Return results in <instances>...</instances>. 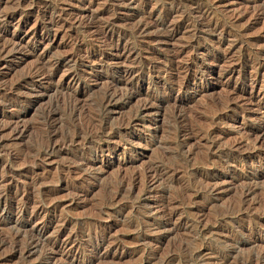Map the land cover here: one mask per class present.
Wrapping results in <instances>:
<instances>
[{"label":"rangeland","instance_id":"obj_1","mask_svg":"<svg viewBox=\"0 0 264 264\" xmlns=\"http://www.w3.org/2000/svg\"><path fill=\"white\" fill-rule=\"evenodd\" d=\"M263 7L264 0H0V31L20 42L1 65V94L37 65L52 78L43 76L40 88L59 90L30 104L37 82L27 81L1 103L2 127L19 121L28 129L17 139L1 134L0 238L7 243L0 264H50L43 243L25 254L34 234L72 235L75 251L68 255L59 244L56 264H264ZM51 19L58 23L43 29ZM141 22L151 26L147 34L134 31ZM127 68L141 74L140 84L120 75ZM111 83L119 95L107 109L101 99ZM69 95L78 96L75 107ZM150 95L158 98L146 109ZM50 107L61 132L103 120L107 131L92 139L83 133L42 157ZM184 127L193 135L187 147L178 137ZM231 142L240 147L232 156L223 152ZM150 164L166 166L164 179L152 191L142 178L131 185V175ZM211 177L224 180L214 197L206 189ZM244 183L256 186L247 204L240 203ZM46 187L55 191L40 209ZM5 204L13 209L3 212ZM14 225L22 226L17 245Z\"/></svg>","mask_w":264,"mask_h":264},{"label":"bare ground","instance_id":"obj_2","mask_svg":"<svg viewBox=\"0 0 264 264\" xmlns=\"http://www.w3.org/2000/svg\"><path fill=\"white\" fill-rule=\"evenodd\" d=\"M25 0H17V4L18 5H21V4H23V2H24ZM114 2V1H113ZM113 4V3H112ZM22 7V6H21ZM171 10V9H170ZM192 10V9H191ZM6 13V12H5ZM15 13V12H14ZM196 13V12H195ZM50 14V13H49ZM10 16H11V13H6L5 15H4V17L2 16V19L4 18V24L10 19ZM259 16H264V7L263 8H261V9H259ZM87 17V16H86ZM194 18H196V15H194L193 16ZM208 17V16H207ZM58 20V19H57ZM85 20V19H84ZM2 21V20H1ZM58 22L56 21V20H53V19H51V20H49L48 22L46 21H44L43 22V29H45V30H50L55 24H57ZM115 21H112V22H110V23H108V25H107V27H105V32H106V34L108 33L107 31H109L110 29H111V27H113L114 25H115ZM193 24H195V26H196V23H195V19H194V21H193ZM192 24V25H193ZM216 24V23H215ZM0 25H1V23H0ZM95 25V24H94ZM4 26V25H3ZM40 26V25H39ZM41 27V26H40ZM172 27V26H171ZM151 28V26L147 23V22H141V23H138L136 26H135V28H134V31L137 33V34H147V32L149 31V29ZM170 29V28H169ZM101 30V29H100ZM176 31H178V27H176V25L175 26H173V28L172 29H170V30H167L166 31V36L167 37H172L174 34H175V32ZM3 32H5L4 30H3ZM2 31H0V69H1V65L3 64V62H4V60L5 59H7L8 60V57L9 56H11V55H15V52H17V49H16V45L18 44V43H20L19 42V40H16V39H14V40H9V39H7V37H5V34L3 33ZM102 32V31H101ZM162 33V32H161ZM103 34V33H102ZM164 34V33H163ZM165 35V34H164ZM105 36V35H104ZM49 38V37H48ZM107 39V38H106ZM199 39V38H198ZM167 40V39H166ZM106 41V40H105ZM117 49V48H116ZM131 49V48H130ZM188 50V49H187ZM117 51V50H116ZM131 52V51H130ZM117 53V56H118V58H120V57H123V53H119V52H116ZM173 53V52H172ZM130 54V53H129ZM126 55V54H125ZM176 56V55H175ZM226 60V59H225ZM146 66V65H145ZM46 69V68H45ZM184 69V68H183ZM134 70V69H133ZM132 69H129V68H127V69H124V70H120L121 71V73H120V75L121 76H123L124 78H127V79H131V80H134V81H136L135 82V84L136 83H141V79H142V76H141V74L140 75H138V73L136 74L134 71H133ZM202 70V69H201ZM200 70V71H201ZM47 70H44L41 66H39V65H37V66H35L32 70H30V71H28V72H26L23 76H22V78L20 79V80H18L17 82H15V83H13L10 87H9V89H10V91H15V89L17 88V87H19L21 84H24V83H26L27 81H33V82H39L38 84L37 83H35L34 85H35V88H37L36 90V93H35V96L36 97H33V98H31L28 102H30V104H33L37 99H39L40 97L42 98L43 97V95H45V94H47V92H48V90H56V88L57 87H55V88H51V85L50 86H48L47 88H46V90H42V88H40L42 85H43V83L42 82H40L41 80H42V78H43V76H45V78H43V79H45V80H47V81H49L50 79H52L51 78V74L48 76L47 75V72H46ZM140 71V70H139ZM188 71V70H187ZM186 71V72H187ZM202 72V71H201ZM197 73V72H196ZM195 73V74H196ZM205 74V73H204ZM195 76V75H194ZM197 76V75H196ZM38 78H41L40 80H36V79H38ZM194 80V79H193ZM130 82V81H129ZM113 83V82H112ZM111 83V85H109L108 87H106V89H105V91H104V93H103V95H102V99H101V101H102V105L104 106V107H106L107 109L108 108H112V105H114L115 103H116V99H117V97H118V95H119V91H118V89H117V83L116 84H112ZM180 84H181V82H180ZM108 85V84H107ZM46 86V85H45ZM45 88V87H44ZM121 89V88H120ZM126 89L127 90H129V94L133 97H136V96H138L139 95V89H137V88H135V86H133V85H129V83L128 84H126ZM57 90H58V88H57ZM61 90V89H60ZM10 91H7V92H5V93H2L1 94V92H0V106H1V103H7V101H9L10 100V98H9V96H10ZM59 91V90H58ZM68 91V90H67ZM69 93V92H68ZM70 94V93H69ZM141 94V93H140ZM75 95V94H74ZM63 96V95H62ZM249 96V95H248ZM55 97V96H54ZM68 97V99H66V100H68L69 101V103L70 104H72L74 107L76 106V103H77V101H78V96L77 97H75V96H73V95H69V96H67ZM245 97V96H244ZM243 97V98H244ZM158 97L156 96V95H150V96H148V97H146L145 99H146V103H144L143 104V106L144 107H146V109L147 108H150L151 109V107H153L154 105L153 104H155V103H153L156 99H157ZM227 99H229V97L227 98ZM57 101V100H56ZM227 101V100H226ZM235 102H237V101H235ZM249 102V101H248ZM213 104H215V103H213ZM153 105V106H152ZM157 106V105H156ZM214 106V105H213ZM177 108V107H176ZM255 108V107H254ZM139 109V108H138ZM178 109V108H177ZM180 109V108H179ZM55 110L56 109H54V108H46L45 110H44V112H43V125L46 127V129H45V135L43 136V138H42V140H41V147L43 148L42 149V152H41V154L43 155L42 157H45V156H48V155H50L51 153H53V152H55L57 149H58V147L61 145V146H67L69 143H72V142H75L76 141V139L78 138V137H80V135H82L83 133H85V135H88L89 136V138L90 139H92V138H97V137H99V136H101V134H104L106 131H107V122H105L104 120L100 123V124H98V125H96V123L95 124H87V126H85L84 128H81V127H79V126H75V128H73L74 130L73 131H63V132H61L59 129H57V127H56V125H55V122H54V118H55ZM222 110H224V109H222ZM255 111V110H254ZM80 113V112H79ZM158 113H159V111H158ZM176 113H178V112H176ZM178 115H180V117H183V113L182 112H180L179 111V113L178 114H176V117L178 116ZM262 115V114H261ZM136 116V115H135ZM215 116V115H214ZM19 117H21V115L19 116ZM136 118H137V116H136ZM254 118V117H253ZM99 119V118H98ZM133 116H131L130 118H128V121H126L127 122V127H128V125L131 123V122H133ZM18 120V119H17ZM124 120V119H123ZM127 120V119H126ZM179 120V119H178ZM11 121V120H10ZM135 121V120H134ZM85 122V121H84ZM83 122V123H84ZM88 123H91V122H88ZM135 123V122H134ZM133 123V124H134ZM122 124V123H121ZM227 124V123H226ZM124 125V124H123ZM130 125H132V124H130ZM185 126V125H184ZM71 127V126H70ZM122 127V126H121ZM189 127V126H188ZM44 128V127H43ZM27 129H28V126L26 125V124H24L23 126H21L20 124H19V121H14L13 123H11V124H9L8 126H6V127H2L1 125H0V158H1V134L4 132V131H8L9 130V135L11 136V138L10 139H17L18 137H20V136H23V134L27 131ZM66 130V129H65ZM211 130V129H210ZM249 130V129H248ZM191 131V130H190ZM253 131V130H252ZM121 132H123V131H121ZM249 132H251V131H249ZM252 134H254L253 132H251ZM179 139H180V142H181V144L183 145V146H186L187 147V145H188V142H189V140L193 137V135L189 132V129H187V128H185L184 127V129H182L179 133ZM194 134V133H193ZM208 134V133H207ZM214 134V133H213ZM250 134V133H249ZM251 134V135H252ZM258 134H260V133H258ZM257 134V135H258ZM175 135H176V133H175ZM220 135V134H219ZM256 135V134H255ZM255 135L254 136H252V137H255ZM261 136V135H260ZM195 137V136H194ZM210 137V136H209ZM222 137V136H221ZM249 138H250V136H248ZM177 138V137H176ZM89 139V140H90ZM174 139H175V137H174ZM228 139V138H227ZM254 139V138H253ZM257 139H258V137H257ZM257 139L255 138V141H257ZM176 140V139H175ZM253 142H254V140H253ZM252 142V143H253ZM20 143V142H19ZM190 144H192L191 142H189ZM231 143H233V145L232 144H230V146H229V148H226L223 152L225 153V154H229V155H231V153L234 151V150H237V148H238V145L237 144H234V142H231ZM240 143V142H239ZM255 143V142H254ZM240 146V145H239ZM212 147H213V145H212ZM217 147V146H216ZM60 148V147H59ZM104 148V147H103ZM103 148H98V149H101V150H103ZM106 148V147H105ZM240 148V147H239ZM238 148V149H239ZM63 149V148H62ZM182 149V148H181ZM219 149V148H218ZM217 149V150H218ZM248 149V148H247ZM3 150V149H2ZM183 150V149H182ZM213 150V149H212ZM215 150V149H214ZM250 150V149H249ZM17 151V150H16ZM186 151H189V150H186ZM247 151V150H246ZM14 152V151H13ZM12 153V152H11ZM213 153H216L215 151L213 152ZM222 153V152H221ZM223 154V153H222ZM20 154H14L13 156H15L14 157V159L16 160V161H18V160H21V155L19 156ZM29 155V154H28ZM221 155V154H220ZM38 155H36L35 157H37ZM214 156V155H213ZM227 156V155H226ZM232 156V155H231ZM230 156V157H231ZM262 156V155H261ZM23 157H25V156H23ZM28 157V156H27ZM33 157V156H32ZM34 157V158H35ZM39 157V156H38ZM37 157V158H38ZM206 157V156H205ZM9 158H10V156H9ZM30 158V157H29ZM212 158V156H208L207 157V160L209 161L210 159ZM225 158V157H224ZM238 158V157H237ZM27 159V158H26ZM40 159V158H39ZM23 160V159H22ZM28 160H30V159H28ZM86 160V159H85ZM84 160V161H85ZM205 160V159H204ZM224 160V159H223ZM10 161V160H9ZM82 161V160H81ZM89 161V160H88ZM24 162V161H23ZM234 162V161H233ZM20 163V162H19ZM177 163V162H176ZM23 164V163H22ZM21 164V165H22ZM80 164V163H79ZM86 164H88V162L86 161L85 163H83V164H81L82 166H84V168H86L85 167V165ZM178 164V163H177ZM224 164V163H223ZM215 165V164H214ZM222 165V164H221ZM242 165V164H241ZM32 166H34V165H32ZM172 166V165H171ZM170 166V167H171ZM167 167H169V166H167ZM169 167V168H170ZM179 167V166H178ZM218 167V166H217ZM31 169V168H30ZM174 170H176V167L175 168H173ZM172 169V170H173ZM226 169V168H225ZM28 170V169H27ZM171 170V169H170ZM143 172V171H142ZM167 168H166V166L164 167V165H160V164H150V165H147L145 168H144V173H141V172H134L132 175H131V177H130V183H131V185H134L137 181L139 182V180H140V178H142V179H144V181H146L147 182V184H149V186H150V190L152 191V190H154V184H156L155 182H159V181H161V180H163L164 179V176H165V174H167ZM174 173V172H173ZM213 173V172H212ZM207 174H208V172H207ZM211 174V173H210ZM216 174V173H215ZM39 175V174H38ZM212 175V174H211ZM34 177V176H33ZM209 177V176H208ZM35 178V177H34ZM126 178V177H125ZM225 178V177H224ZM223 178V179H224ZM141 179V180H142ZM216 178L215 177H211L210 179H208V180H206L207 181V183H206V189L209 191V196L211 197V196H216V195H218L219 193H221L222 191H224L223 190V188H222V186H221V184H222V182L224 181H222V182H219V181H214ZM140 180V181H141ZM201 180H202V178H201ZM121 181V180H120ZM35 182V181H34ZM203 183V182H202ZM242 183V182H241ZM251 183V182H250ZM250 183H248V184H246L245 185V183H244V188L243 187H241L243 190H242V192H241V195H242V199H241V202L240 203H242V204H244V203H246L247 201H248V197L253 193V192H255V187L252 185V184H250ZM205 184V183H204ZM80 185V184H79ZM199 185V184H198ZM82 186V185H81ZM80 186V187H81ZM201 186H203V184H201ZM243 186V185H242ZM37 187V186H36ZM79 187V188H80ZM134 187H135V185H134ZM79 188H78V190H79ZM202 188V187H201ZM116 189V188H115ZM199 189H200V187H199ZM45 190V191H44ZM49 190H50V188H49ZM226 190V189H225ZM240 191H241V189H239ZM41 191V190H40ZM54 191L55 190H52L50 193L48 192V190H47V187L45 188V189H43L42 190V192H43V199L42 200H40L39 201V204H37L36 205V207H39L40 209L41 208H45L44 206H45V204L48 202V200H50V198H51V195H52V193H54ZM239 191V192H240ZM114 192V191H113ZM85 193V192H84ZM80 194V193H79ZM1 195H3V194H1V192H0V212H1ZM207 195V194H206ZM240 195V194H239ZM202 196H204L203 194H202ZM190 198H191V196H190ZM52 200V199H51ZM239 200H240V198H239ZM167 201H168V199H167ZM51 202V201H50ZM237 203V202H236ZM240 203H237V204H240ZM59 204V203H58ZM247 204V203H246ZM250 204V203H249ZM7 204H5L4 205V207H3V212H5V211H8V210H11V209H13V206H11V205H7ZM25 205V204H24ZM233 206V205H232ZM240 206V205H239ZM14 207H16V208H18L19 210L20 209H23V205H16V206H14ZM238 207V206H237ZM237 207H236V209H237ZM250 207V206H249ZM27 208V207H26ZM233 208V207H232ZM248 208V207H247ZM17 209V210H18ZM228 210V209H227ZM244 211H246V210H244ZM234 212V211H233ZM236 212V211H235ZM227 213V212H226ZM232 213V212H231ZM224 214V213H223ZM235 214V213H234ZM168 216H170V215H168ZM167 216V217H168ZM169 221H171V217H168L164 222H163V224L164 225H166V223L167 222H169ZM15 226V225H14ZM246 226V225H245ZM22 227V226H21ZM21 227H18V226H15L14 227V230H15V234H14V237L13 238H11L12 239V242H13V245H17V244H19V240H20V237L22 236V228ZM61 228V227H60ZM44 230V229H43ZM251 231V230H250ZM242 232V231H241ZM14 233V232H13ZM59 233V232H58ZM7 234V233H6ZM10 234V233H9ZM12 234V233H11ZM5 235V234H4ZM38 235H40V234H38ZM38 235H31L29 238V243H28V245H27V248L25 249L26 250V252H25V254H28V255H31L32 253H34V250L38 247V245L39 244H41V243H43L45 246H48L51 250L49 251V253H47V255H46V259H47V261H48V263H50V264H56V259H57V255H58V253H59V244H61L62 246H67V254L69 255L70 253H73L74 251H75V249H76V247H77V245H74L73 243V245H71V246H69V244H70V242H71V240H73L72 239V235H68L67 237H64V238H62V236H57L56 237V239L55 240H52V239H49L48 238V240H45V239H43L44 237H41V236H38ZM13 236V235H12ZM105 236V235H104ZM257 237V236H256ZM21 238H23V236L21 237ZM262 238V237H261ZM11 239L9 240V241H11ZM90 239V238H89ZM95 239V238H94ZM100 242H103L102 240L100 241ZM7 243V239H6V236L4 237H1L0 238V247H1V244H6ZM21 243V242H20ZM104 243V242H103ZM22 244V243H21ZM78 244V243H77ZM102 244V243H101ZM43 246V245H42ZM61 246V247H62ZM82 246V245H81ZM69 247V248H68ZM79 247V246H78ZM25 248V247H24ZM47 248V247H46ZM48 248V249H49ZM66 248V247H65ZM23 249V248H22ZM202 251L203 250H199L198 252H195L194 253V256H201V254H202ZM260 251V250H259ZM264 252V251H263ZM65 253V252H64ZM203 253H205V252H203ZM263 256H264V254H262ZM261 255V256H262ZM89 257V256H88ZM190 257V256H189ZM258 259H259V257H258ZM58 261H59V259H57ZM194 260V259H193ZM261 260V259H260ZM258 262H259V260H258Z\"/></svg>","mask_w":264,"mask_h":264}]
</instances>
